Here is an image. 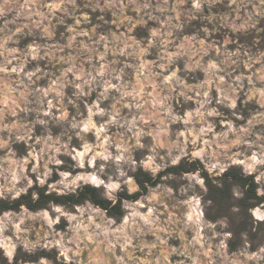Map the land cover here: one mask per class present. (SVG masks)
Returning <instances> with one entry per match:
<instances>
[{
	"label": "rangeland",
	"instance_id": "1",
	"mask_svg": "<svg viewBox=\"0 0 264 264\" xmlns=\"http://www.w3.org/2000/svg\"><path fill=\"white\" fill-rule=\"evenodd\" d=\"M140 170L119 218L0 211V264H264V0H0V198L116 203ZM228 170L257 197L211 193Z\"/></svg>",
	"mask_w": 264,
	"mask_h": 264
},
{
	"label": "trees",
	"instance_id": "2",
	"mask_svg": "<svg viewBox=\"0 0 264 264\" xmlns=\"http://www.w3.org/2000/svg\"><path fill=\"white\" fill-rule=\"evenodd\" d=\"M70 160L72 161V159ZM194 164H197V162H193L192 167H186L184 164H179L176 166L168 167L166 170L170 172H187L191 171L192 169H197V166H194ZM70 171L73 173H77L82 171V169L75 168L70 169ZM204 175L206 178V182L209 186L210 192L214 195L222 196V194L228 192L229 180L233 178L238 179L245 185H248V188L245 191V200L251 198L252 196H256L254 193L255 182L251 175H244L243 173L238 175V172H236L235 170H228L220 178L222 180V186L216 185L207 172H204ZM57 176L58 174L55 173V177ZM134 176L140 189L133 193H129L128 191H122L116 203H113L110 200L101 196L99 188L90 184H85L78 188L77 191L66 194L47 192L46 186H39L38 184H35L28 190L27 193H24L17 198L11 200L0 198V211L18 209L22 205H26L32 210H37L45 208L51 202L56 204L77 205L83 203L87 199H90L96 205H99L100 207L106 209L111 216L119 218L124 214V210L122 207V201L124 199H138L142 194L148 191V188L150 186L157 185L160 179V175L154 177L148 172L142 170L136 172ZM34 194H37L36 198H34Z\"/></svg>",
	"mask_w": 264,
	"mask_h": 264
},
{
	"label": "clouds",
	"instance_id": "3",
	"mask_svg": "<svg viewBox=\"0 0 264 264\" xmlns=\"http://www.w3.org/2000/svg\"><path fill=\"white\" fill-rule=\"evenodd\" d=\"M81 166H82V165H81ZM41 183H43V181H41ZM112 187H113V188H116V187H118V185L113 184ZM258 218L264 219V216H261V217H258ZM14 249H15V245H13V246H12V250L8 252V256H9V258H11Z\"/></svg>",
	"mask_w": 264,
	"mask_h": 264
}]
</instances>
